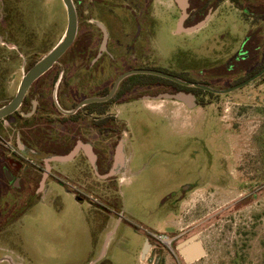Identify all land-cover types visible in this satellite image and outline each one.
<instances>
[{
	"label": "rangeland",
	"instance_id": "rangeland-1",
	"mask_svg": "<svg viewBox=\"0 0 264 264\" xmlns=\"http://www.w3.org/2000/svg\"><path fill=\"white\" fill-rule=\"evenodd\" d=\"M154 13L169 23L146 55L154 68L216 90L235 86L255 69L236 65L232 72L227 66L251 27L229 0L191 34H175L180 13L172 0H156ZM67 24L62 0H0L1 106L15 96L31 60L53 49ZM137 56L145 63V55ZM76 81L70 82L78 97L74 104L93 92L77 93ZM165 88L140 84L135 97L169 93ZM118 112L125 168L112 181L92 167L82 177L87 167L71 164L65 184L49 181L41 199L24 200L23 214L7 221L5 202L20 209L21 200L5 196L15 189L0 164V264H186L170 245L182 233L177 244L198 235L206 247V256L190 264H264V75L198 107L156 98L124 104ZM44 115L48 124L55 119L52 112ZM8 126L0 133L15 142L19 126ZM149 237L153 248L142 258ZM159 246L165 250L157 263Z\"/></svg>",
	"mask_w": 264,
	"mask_h": 264
},
{
	"label": "flooded vegetation",
	"instance_id": "flooded-vegetation-1",
	"mask_svg": "<svg viewBox=\"0 0 264 264\" xmlns=\"http://www.w3.org/2000/svg\"><path fill=\"white\" fill-rule=\"evenodd\" d=\"M172 1L180 13L174 31L178 35L202 30L223 2L220 0H188L187 18L183 21V31L179 32L178 25L183 11L175 0ZM73 2L78 15V34L74 44L48 72L32 84L20 108L12 115L0 120V130H2L1 126H6V124L10 128L19 126L20 129L15 142L11 135L6 139L0 133V145L3 147L0 146L2 151L0 153L3 155L0 164L7 185L15 189L13 193L6 192L5 196L21 200V210L5 202L8 203V206L5 205L7 221L16 220L23 214L28 204L27 199L30 201L41 199L48 191L49 181L65 184L64 181L70 174L67 168L71 164L87 167V172L84 171L82 177L88 176L89 167L97 168L94 170L95 174L105 182L122 175L124 166L115 174H110L116 162L117 148L120 145L118 138L122 132V121L119 118L118 108L124 104L143 99L154 100L158 97L136 98L135 92L140 84L151 87L155 84L150 81L139 84L137 80L129 79L133 75L123 79L116 92L110 96L116 80L122 74L135 69H155L149 64L146 55L154 52V39L160 33H165V28L169 25L168 21L156 17L154 13L156 0H73ZM201 23L203 24L201 28L187 32L188 29ZM9 49H11L10 46ZM239 53L240 51L237 54ZM137 55H145V63L141 61L139 64ZM41 58L42 56H35L27 65L26 73ZM142 60H144L143 56ZM118 70H123V72H118ZM116 73L118 74L112 87L106 89ZM76 77L78 80L76 81L77 93L89 88L93 92L87 98L74 104L78 97L72 91L71 81H75ZM186 82L199 83L212 88L209 83L202 81L187 80ZM124 83H126V89L123 94H120ZM182 86L185 88L169 89V93L184 92L193 95L194 107H198L205 98L221 95L195 86ZM94 98L103 100L93 101L79 108L84 100ZM45 101L50 103H45ZM4 105H0V108ZM51 112L55 119L52 121L50 119L49 124L50 122L51 124L49 125L48 120H43V118H45L44 113L48 115ZM81 124H83V129H81ZM45 126H51V128L47 129ZM42 155L49 157L45 159ZM185 188H182V191H185ZM15 194L17 196H12ZM24 200L26 204L22 203ZM16 208L19 210L15 213ZM2 216L4 214L0 213V224ZM183 234L185 233L173 236L170 245L174 244L182 261L190 264L181 255L180 244L176 243ZM153 235L162 241V244L166 243V239ZM153 239L149 237L145 241L142 258H145L147 251L153 248L150 243ZM156 248L160 252L155 253L154 260L160 263L165 248L164 246ZM204 248L206 250L205 245ZM149 260L152 261V258Z\"/></svg>",
	"mask_w": 264,
	"mask_h": 264
},
{
	"label": "water",
	"instance_id": "water-1",
	"mask_svg": "<svg viewBox=\"0 0 264 264\" xmlns=\"http://www.w3.org/2000/svg\"><path fill=\"white\" fill-rule=\"evenodd\" d=\"M62 1L67 10V17H68V24H67V28L65 30L63 37L50 52H48L39 61H37L28 70V72L23 76L15 97L9 103H7L6 105L0 108V120L12 115L20 108L32 84L36 80H38L41 76H43L46 72H48L74 44L77 38V34H78L77 10H76L73 0H62ZM175 1L179 4V6L181 7L183 11L182 17L180 19V23L178 25V30L179 32H181L183 31V21L187 18L186 10L188 8V0H175ZM202 26H203L202 23L198 24L195 27L188 29L187 32H193L201 28ZM134 74L135 75L136 74L154 75V76L162 77L165 79H169L171 81H174L182 85L195 86V87L203 88L205 90H209L215 93L227 94L235 90L241 89L253 83L254 81H256L258 78L264 75V68L257 74L245 80L244 82L239 83L238 85H235L225 90H214L210 88L209 86L201 85L199 83L186 82L178 78L176 75H173L171 73H166L164 71H160L156 69H135V70H131V71H128L122 74L116 80L115 86L113 90L111 91L110 96L116 92V89L118 88L119 84L121 83L123 79H125L128 76L134 75ZM157 98L158 99H175L177 101L188 104L190 108L194 107V100H195L194 96L191 94H186L184 92H179L176 94L164 93V94L159 95ZM102 100L103 99H99V98L84 100L79 105V108L93 101H102ZM123 149H124V144L120 143V145L117 148L116 162L110 174H115L122 167ZM179 248H180L181 255L186 259L187 263H192L206 256V250L204 248L202 241L199 239L198 235H194L193 237L189 238L185 242L181 243L179 245Z\"/></svg>",
	"mask_w": 264,
	"mask_h": 264
},
{
	"label": "trees",
	"instance_id": "trees-1",
	"mask_svg": "<svg viewBox=\"0 0 264 264\" xmlns=\"http://www.w3.org/2000/svg\"><path fill=\"white\" fill-rule=\"evenodd\" d=\"M231 2L235 4L238 9L242 10L248 19H251V27L248 31L240 53L237 54L236 57L233 56L227 63V66L231 65L232 72H237L238 69L236 65H245L243 66L244 68L246 66L255 68L249 76L243 78L242 81H239L235 84L238 85L239 83H242L253 75L257 74L264 68V56H261V50L264 48V26L262 25V19L264 18V0H231ZM155 69L164 71L166 73H171L166 70L157 68ZM228 69L230 70V68ZM171 74L176 75L178 78L184 81L191 80L174 73ZM129 79L137 80L139 84L150 81L155 85H165L167 88H165L164 91H169V89L185 88L174 81L154 75H133L129 77ZM125 84L126 83L123 84V88L119 92L120 94L124 93L126 89ZM199 91L203 92V90Z\"/></svg>",
	"mask_w": 264,
	"mask_h": 264
}]
</instances>
